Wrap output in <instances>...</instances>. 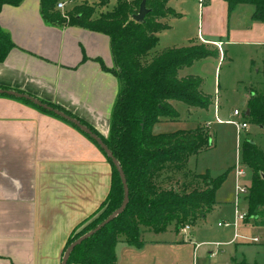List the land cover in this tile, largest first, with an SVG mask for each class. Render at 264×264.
<instances>
[{
  "label": "crops",
  "instance_id": "crops-1",
  "mask_svg": "<svg viewBox=\"0 0 264 264\" xmlns=\"http://www.w3.org/2000/svg\"><path fill=\"white\" fill-rule=\"evenodd\" d=\"M199 2L200 27L189 45H214L219 57L222 47L232 43L264 48V21L251 19L253 9L245 26L229 24L236 8L250 4L229 12L224 0ZM0 26L14 44L0 62V89L53 103L106 136L120 88L119 79L108 70L114 66L108 36L79 26L47 24L38 0L3 5ZM190 75L177 73L179 78ZM154 126V134L164 133H155ZM110 180L105 153L83 131L32 103L0 93V264H61L69 233L99 207ZM194 225L187 232L169 226L155 233L140 227L141 244L121 238L114 264H197L204 246L215 247L203 249L214 257L219 246L233 245L236 252L251 244L234 236L198 241L201 232H211L204 231L207 222ZM168 232L169 237H162ZM242 259L249 264L264 261H247L242 252L240 258L229 256L225 264Z\"/></svg>",
  "mask_w": 264,
  "mask_h": 264
},
{
  "label": "trees",
  "instance_id": "trees-1",
  "mask_svg": "<svg viewBox=\"0 0 264 264\" xmlns=\"http://www.w3.org/2000/svg\"><path fill=\"white\" fill-rule=\"evenodd\" d=\"M22 1L0 0V10L5 4L18 5ZM38 1L41 16L47 24L79 26L109 38L114 66L108 70L119 79L120 88L106 136L57 105L40 102L62 111L91 130L110 150L123 171L128 187L127 205L120 214L76 245L66 263L114 264L115 246L121 238L130 245L138 246L141 244L140 227L160 233L173 225L174 231L178 232L185 225H194L198 218H204L214 205V195L223 180L222 176L212 178L207 174H197L195 179L199 185L191 189H186L182 182H179L183 186L181 190L173 186L161 187L162 184H170L173 176L185 168L190 156L213 146L210 128L204 125L158 134H154L152 128L161 118L173 120L177 117L171 105L173 100L203 109L211 104L210 97L200 89L199 77L179 78L177 73L179 69L217 51L204 43H193L186 47L166 48L150 56L149 52L158 43L159 32L169 27L166 19L179 16L167 6L169 0H144L148 12L143 23L132 19L142 0H116L111 10L98 14H95L94 7L79 5L76 13H69L68 20L56 9L57 3L63 0ZM224 1L229 12L239 4H250L253 6L251 19L264 21V0ZM13 46L9 33L0 26V62L5 60ZM261 73L264 76V59ZM19 99L31 103L25 98ZM245 111L243 115L247 122L264 128V92H250ZM251 141L245 139L241 144L240 157L250 171V183L244 196L246 217L258 218L264 217V151ZM106 157L111 167L109 191L99 207L71 230L62 256L73 241L94 229L122 203L124 190L121 178L112 160ZM97 213L96 218L84 225ZM232 264L249 263L242 259L233 260Z\"/></svg>",
  "mask_w": 264,
  "mask_h": 264
},
{
  "label": "rangeland",
  "instance_id": "rangeland-1",
  "mask_svg": "<svg viewBox=\"0 0 264 264\" xmlns=\"http://www.w3.org/2000/svg\"><path fill=\"white\" fill-rule=\"evenodd\" d=\"M63 1L65 8L58 10L65 20H68L69 13L74 14L77 12L79 5L94 7L95 14H98L99 12L111 10L116 4V0ZM199 3V0H169L167 2V6L178 13L179 16H169L166 19V23L169 24L170 28L159 32L158 43L149 52L150 56L168 47L189 46L192 42L190 40L197 38L198 28L200 27L197 22ZM252 9L251 5H242L236 8L229 18L230 26H245L248 24ZM205 45L210 49H217L214 45ZM262 55H264V48L262 49V47L232 43L222 47V56L219 57V52H216L212 56L197 60L190 67L183 68L181 72H178L179 74L186 72L200 78V89L210 97L211 104L203 109L173 100L171 103L177 112V117L173 120L161 118L153 129L155 133H168L194 129L197 126L204 125L210 128L213 136V146L202 150L197 155L190 156L185 163V168L173 176L170 184H162L161 187L173 186L176 190H181L183 186L179 185V182H182L186 185V189H191L199 185L198 182L196 183L197 179H195L197 174H207L212 178L222 176L223 180L214 195L212 209L206 214L205 218H198L194 225L200 227L202 223L207 222V230L204 231H210L211 234L204 236L201 232L200 236H196V239L198 241H227L234 236V238L237 237L238 242L251 243L250 246L238 247L236 252H234L233 245L219 246L217 255L214 257H208L203 249L215 247L204 246L199 251L197 264H225V260L227 261L229 256L240 258L242 252L247 261L262 262L264 259V217H246L243 220L236 221V225H234L235 209L239 213H246L247 209L245 195H238L236 190L238 184L236 164H239V169L244 171V174L239 177L242 182L239 185L248 186L250 183V171L241 162V144L245 139H250L264 151V128L247 122L243 115L249 93L252 91L264 92V76L260 70L257 71L261 67ZM234 110H238L240 115H233ZM228 120H235L240 123L246 121L247 127L238 132L236 126L227 122ZM98 214L90 218L84 225L96 218ZM217 222L224 225L219 227ZM169 236V232L162 235L164 238ZM256 237L257 240L254 241L253 239Z\"/></svg>",
  "mask_w": 264,
  "mask_h": 264
},
{
  "label": "water",
  "instance_id": "water-1",
  "mask_svg": "<svg viewBox=\"0 0 264 264\" xmlns=\"http://www.w3.org/2000/svg\"><path fill=\"white\" fill-rule=\"evenodd\" d=\"M147 12H148V9L145 6V1L142 0L140 2L138 12L132 16V19L135 22H137V23H143L144 22V17L147 14ZM0 93L7 94V95H10V96H14V97H17V98H25V99L29 100L32 104H34V105H36L38 107H41V108H43V109H45V110H47L49 112H52L55 115L63 118L64 120L74 124L81 131H83L84 133L89 135L101 147V149L106 153V155L112 160V162L115 165V167H116V169H117V171L119 173V176L121 178V181H122V184H123V190H124V195H123V200H122L121 205L113 213H111L104 221H102L99 225H97L94 229H92L91 231L85 233L84 235H82L81 237H79L78 239L73 241L67 247V249L65 250V252H64V254L62 256V260H61V264H66L69 253L73 250V248L76 245L81 243L84 239H86L87 237H89L93 233L97 232L106 223H108L116 215L120 214L123 211V209L125 208V206L127 205V202H128V187H127V184H126L125 176H124L123 171H122L120 165L118 164L117 160L114 158V156L112 155L110 150L105 146V144L94 133H92L91 130H89L86 126H84L81 123H79L76 119H74L71 116L63 113L62 111L54 109V108H52V107H50V106L38 101L37 99H34L33 97L28 96V95H24L22 93L9 91V90H2V89H0ZM245 114L246 115L248 114V109L245 111ZM251 142L253 143V141H251Z\"/></svg>",
  "mask_w": 264,
  "mask_h": 264
},
{
  "label": "built area",
  "instance_id": "built-area-1",
  "mask_svg": "<svg viewBox=\"0 0 264 264\" xmlns=\"http://www.w3.org/2000/svg\"><path fill=\"white\" fill-rule=\"evenodd\" d=\"M56 8L59 9V10H63V9L65 8V3H64L63 1L58 2L57 5H56ZM233 115L238 116V115H240V113H239L238 110H234V111H233ZM227 122L234 124V125L236 126L238 132H240L241 129H245V128L247 127V123H246L245 121H242V122L240 123V122L235 121V120H228ZM235 170H236L237 181H238V184H237V186H236V190H237V192H238V195H239V194H243V196H244V195L247 194L248 186H246V185H244V184H240V185H239V183L241 182V180H240L239 177H240L241 175L244 174V171H243L242 169H239V164H236V165H235ZM241 183H242V182H241ZM237 200H238V199H237ZM237 200H236V204H237ZM234 215H235V216H234V217H235V218H234V225H236V221H238V220H243V219H245L246 216H247L246 213H239V212L237 211V209H235V211H234ZM223 225H224V224L221 223V222L218 223V226H223ZM225 225H226V223H225ZM189 228H190V225H185V226L182 228V231H183V232H187V231L189 230ZM253 240L256 241L257 238H254Z\"/></svg>",
  "mask_w": 264,
  "mask_h": 264
}]
</instances>
